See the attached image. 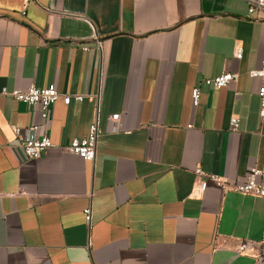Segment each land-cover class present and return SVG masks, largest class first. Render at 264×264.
<instances>
[{
  "label": "crops",
  "instance_id": "obj_1",
  "mask_svg": "<svg viewBox=\"0 0 264 264\" xmlns=\"http://www.w3.org/2000/svg\"><path fill=\"white\" fill-rule=\"evenodd\" d=\"M249 1L0 0V264H264V197L212 180L194 190L198 165L232 181L264 170L248 74L264 57V18ZM223 71L238 75L203 82ZM52 83L85 96L59 95L44 121L1 93ZM97 114L95 157L83 159L66 145ZM33 124L54 145L26 158L12 125Z\"/></svg>",
  "mask_w": 264,
  "mask_h": 264
},
{
  "label": "built area",
  "instance_id": "obj_2",
  "mask_svg": "<svg viewBox=\"0 0 264 264\" xmlns=\"http://www.w3.org/2000/svg\"><path fill=\"white\" fill-rule=\"evenodd\" d=\"M247 10L250 13L255 12L258 17L264 18V0H250ZM95 39L97 44H100L97 36ZM234 55L237 58L242 56L241 46L235 48ZM248 74L251 77H257L259 79L257 87V93L260 100L259 114L264 117V57L261 58L258 67H253L248 70ZM237 75V72L223 71L217 75L205 77L203 82L206 85L220 88L227 85L231 80L236 79ZM1 93L11 95L16 99L25 101L30 106L37 108L43 121L49 117L52 104L59 95H63L65 103H68L71 97L82 99L85 96L84 93L61 94L58 92L54 83L49 84L48 86L30 84L25 88H13L11 90L3 87ZM199 94L200 87L198 85L193 86L191 89V95L194 103L197 102ZM108 119L112 131L120 129L119 112L110 114ZM229 123L230 129L236 130L239 126V118L233 115L230 117ZM12 128L16 137L15 143L22 148L26 158H36L40 156L46 148L54 145L46 132H38L41 128V124H33L28 127L12 125ZM101 132L100 120L97 114L91 122L87 134L81 137H73L66 145V148L83 159H94L97 140ZM194 176V190L196 192L203 191L206 187L207 180H212L226 192H241L264 197V170L257 166L249 167L245 172L243 179L239 181L229 180L218 173L206 172L199 165L194 168ZM83 211L86 220L89 222L91 219V207L86 206ZM255 243L257 246V251L254 254L255 258L264 263V228L261 236L256 239ZM244 247H247V244L243 243L240 246L241 249Z\"/></svg>",
  "mask_w": 264,
  "mask_h": 264
}]
</instances>
